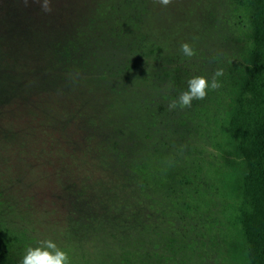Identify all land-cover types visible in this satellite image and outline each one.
Masks as SVG:
<instances>
[{"label":"rangeland","instance_id":"1","mask_svg":"<svg viewBox=\"0 0 264 264\" xmlns=\"http://www.w3.org/2000/svg\"><path fill=\"white\" fill-rule=\"evenodd\" d=\"M117 1L51 0L46 13L36 0H0V144L16 155L33 141L46 148L41 128L59 125L71 152L63 163L47 153L40 160L20 155L12 186L31 204L51 194L64 200L55 214L63 235H54L71 264H241L221 180L228 147L221 120L246 58L245 0H136L140 15L121 22L108 12ZM146 36L167 48L152 51ZM185 42L195 56H183ZM175 58L182 61L180 93L191 77L211 81L223 69L220 87L170 110L178 98L169 75ZM137 164L157 170L164 220L147 221L150 213L134 204H156L131 191ZM117 199L133 204L116 213ZM50 234L41 225L37 246Z\"/></svg>","mask_w":264,"mask_h":264},{"label":"trees","instance_id":"2","mask_svg":"<svg viewBox=\"0 0 264 264\" xmlns=\"http://www.w3.org/2000/svg\"><path fill=\"white\" fill-rule=\"evenodd\" d=\"M136 2H112L108 8L109 16L121 22L140 15L134 13L138 9ZM245 24L248 35L246 58L238 76L232 80L233 86L229 91L221 120L228 146L224 154L226 164L225 170L221 171V180L235 219V237L241 264H264V0H245ZM110 30L117 31L118 35L125 33L122 25H112ZM144 41L152 51H163L167 48L158 38L152 36ZM181 62L180 58L169 61V75L175 86L176 90L173 91L176 96H179V87L183 86L184 80ZM189 67L191 66L184 63L183 69ZM193 70L200 73L198 68L193 67ZM188 72L191 75V68ZM41 132L47 136L41 139L46 148H42L41 142L33 141L21 145L20 153L16 155L14 147L0 144V264H20L26 248L37 247V235L41 225L48 228L52 240L57 246L61 245L59 248L66 249L62 246L60 235L58 238L54 235L56 230L63 235L55 214L65 206L64 200L51 194L43 202L31 204L23 200L25 198L18 195L16 188L12 186L11 177L18 174L16 167L20 155L40 160L39 158H44L47 153V156L57 163H63L68 155L71 156V152H67L70 149L67 147L69 142L64 138L65 129L59 125H48L42 127ZM87 165L93 166L94 162L89 159ZM130 169L137 174L133 183L134 189L131 191L143 198L152 196V200L156 202L152 208L147 207L143 201L137 200L134 204L150 213L147 221L151 222L156 216L164 220L169 210L161 206L163 201L158 197L160 190L155 179L156 168H151L154 171L152 172L150 168L137 164L136 169H133V166ZM118 194L121 198L131 195L126 192L115 193ZM110 197L113 198L112 194ZM112 202L110 210L116 213L124 210L125 205L129 207L133 204L131 200L123 201L121 205L118 199ZM100 206L106 210L104 201ZM113 264H123V258L113 261Z\"/></svg>","mask_w":264,"mask_h":264},{"label":"clouds","instance_id":"3","mask_svg":"<svg viewBox=\"0 0 264 264\" xmlns=\"http://www.w3.org/2000/svg\"><path fill=\"white\" fill-rule=\"evenodd\" d=\"M29 0H24L27 5ZM40 4L41 10L50 13L53 9L51 0H36ZM162 6H168L172 0H155ZM183 56L191 58L196 55L195 50L187 42L181 44ZM223 75V69H217L211 77V81L204 76H193L187 81V90L182 91L178 98L171 100L169 109L177 107L183 109L192 106L193 100H203L206 98L208 90H216L220 87L218 77ZM171 88V84L165 85V91ZM20 264H71L68 253L57 246L51 239H44L38 242L37 247H27Z\"/></svg>","mask_w":264,"mask_h":264}]
</instances>
